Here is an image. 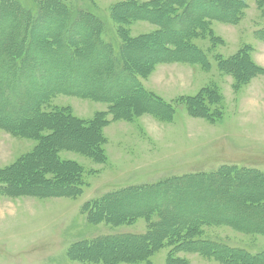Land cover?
Masks as SVG:
<instances>
[{"label": "rangeland", "instance_id": "374dc122", "mask_svg": "<svg viewBox=\"0 0 264 264\" xmlns=\"http://www.w3.org/2000/svg\"><path fill=\"white\" fill-rule=\"evenodd\" d=\"M18 1L25 8L37 11L34 0ZM62 1L75 12L90 11L97 15L106 29L102 39L112 45L116 54L123 45L118 34L120 29L131 38L161 31L148 21H123L122 16L128 15L129 10L120 11L115 17L114 10L121 3L134 1L144 4L150 0ZM238 1L245 4L238 23L210 22V29L223 40V45L213 46L206 32L194 41L207 54L212 64L210 71H205L198 64L172 63L157 66L148 78H139L144 89L170 104L174 112L171 120L164 121L151 114H143L131 122L118 119L111 111L112 104L69 93H56L42 105L45 114L67 112L84 121H91L98 114L105 116L103 162L73 151H57L60 161L74 162L81 168L82 179L75 188V196L50 195L47 194L48 189H43L42 180H53L57 174L55 168H48L41 151L33 161H26L42 144L40 139L32 138L37 127L23 126L15 134L0 127V264H95L76 260L77 246L84 243L92 245L99 238L146 234L151 222H157L159 218L154 215L148 222L146 217H138L132 224L115 225L105 220V208V213L98 215L99 219L94 221L91 217L93 203L131 188L159 185L201 174L214 175L223 167L256 170L264 174V76L255 78L236 93L233 77L221 73L214 59L216 55L230 58L248 45L253 48V61L264 66V42L255 36V32L264 27V19L255 0ZM196 14L193 12L191 16ZM47 26L45 24L43 28ZM215 36L213 38L218 40ZM3 47L0 45V52ZM133 49L136 62L141 64L157 56L155 50L138 56L140 47ZM99 61L88 57L86 64L81 66H85L87 71ZM212 83L224 97V117L214 124L190 117L186 105L179 100L195 96ZM31 102L29 100L27 104ZM68 131L71 132L72 127ZM50 134L51 131L43 130L40 136ZM61 136L64 139L57 137L55 145H61L63 140L70 141V137ZM215 184L207 188L181 184L168 192L166 202L171 206L175 207L179 202L184 204L173 219L213 211L219 216L231 218L240 224L239 227L244 226L245 221L241 222L238 213L253 218L248 223L249 227L264 223V206L257 204L264 199L260 196L264 191V180L248 178L247 182L242 181L239 185H228L216 179ZM185 192L192 193L186 196ZM247 200L251 201L250 205L245 204ZM153 203L152 198H143L119 205L120 209L131 210L143 209ZM176 210L179 211L177 207ZM202 239L245 251L249 255L264 252V235L246 234L227 225L203 227ZM106 247L116 249V245L112 244ZM169 251L166 246L154 254L152 264H167ZM177 257L187 261V264H221L197 254L182 253Z\"/></svg>", "mask_w": 264, "mask_h": 264}, {"label": "trees", "instance_id": "16d2710c", "mask_svg": "<svg viewBox=\"0 0 264 264\" xmlns=\"http://www.w3.org/2000/svg\"><path fill=\"white\" fill-rule=\"evenodd\" d=\"M34 1L36 12L35 9L25 8L18 0H0V45L4 46L0 52V127L13 134L23 126L37 127L32 138L40 139L42 144L26 161H33L41 151L48 168L57 171L54 170L57 174L55 179L42 180L45 185L43 189H48L47 194L55 196H75V188L82 179L81 168L74 162L60 161L57 151H73L96 162H103L105 157L102 147L106 142L103 129L106 121L104 114L96 115L91 121L79 120L65 111L61 112L63 114H45L42 105L52 95L69 93L110 103L113 105L111 111L118 119L130 122L143 114L169 121L174 114L170 104L144 89L139 78H148L157 66L172 63L198 64L205 71H210L212 64L207 54L194 41L202 36V32H206L213 46L223 45V40L210 29V22L236 24L245 8L244 2L238 0L121 3L114 10L115 17L119 16L120 11L129 10L128 15L122 16L123 21H148L161 31L131 38L127 32H120V29L118 34L123 45L116 54L112 45L103 41L105 25L94 13L75 12L62 0ZM255 1L264 19V0ZM193 12L197 13L194 17L191 16ZM45 24L49 25L46 29L43 28ZM255 36L264 42V27L255 32ZM133 47H140L138 56L153 50L157 51V56L151 57L144 64L138 63ZM252 51V47L245 45L230 58L220 55L214 58L218 70L233 77L236 93L255 78L264 76V68L258 66L251 57ZM88 57L100 61L86 71L81 64H86ZM29 100L31 104H27ZM179 100L186 105L192 118L214 124L224 117V97L213 83L202 88L195 96L181 97ZM69 127H72L71 132L68 131ZM43 130H49L51 134L41 137ZM61 133L64 137H70L71 142L63 140L61 145H55L57 137L64 139ZM248 178L262 181L264 174L256 170L223 167L214 175L201 174L169 180L159 185L131 188L95 202L91 210L94 221L99 219L98 215L105 213V208V220L115 225L132 224L138 217H146L151 222L154 215L158 216L159 221L151 222L146 234L105 237L99 238L92 245L81 244L77 246L76 260L95 264H152V256L167 246L170 249L167 264H187V261L177 257L182 253L197 254L221 264H264V252L249 255L245 251L202 239L203 227L207 226L227 225L246 234L264 235L263 222H259L257 227H249L248 223L253 218L242 214L241 210L242 215L238 213V216L241 222L245 221L242 227L231 218L219 216L213 211L173 219L184 204L179 202L174 207L166 202L168 192L185 184L207 188L216 185L217 179L219 183L239 185L242 181L247 182ZM191 193L185 192V195ZM260 196L264 198V191ZM143 198H152L154 203L143 209H120L121 202L129 203L133 199ZM250 202L247 200L245 204L250 205ZM257 204L264 206V199ZM109 244L116 245V249L107 248Z\"/></svg>", "mask_w": 264, "mask_h": 264}, {"label": "crops", "instance_id": "0c3cea01", "mask_svg": "<svg viewBox=\"0 0 264 264\" xmlns=\"http://www.w3.org/2000/svg\"><path fill=\"white\" fill-rule=\"evenodd\" d=\"M256 64H257V63H256ZM257 65H258V66H260V65H261V66H262V68H264V66H263L262 64H260V65H259V64H257ZM261 66H260V67H261Z\"/></svg>", "mask_w": 264, "mask_h": 264}, {"label": "bare ground", "instance_id": "6f19581e", "mask_svg": "<svg viewBox=\"0 0 264 264\" xmlns=\"http://www.w3.org/2000/svg\"><path fill=\"white\" fill-rule=\"evenodd\" d=\"M263 192V191H262Z\"/></svg>", "mask_w": 264, "mask_h": 264}]
</instances>
